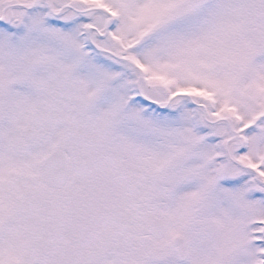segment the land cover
<instances>
[{
  "label": "snow or ice",
  "instance_id": "obj_1",
  "mask_svg": "<svg viewBox=\"0 0 264 264\" xmlns=\"http://www.w3.org/2000/svg\"><path fill=\"white\" fill-rule=\"evenodd\" d=\"M0 264H264V0H0Z\"/></svg>",
  "mask_w": 264,
  "mask_h": 264
}]
</instances>
